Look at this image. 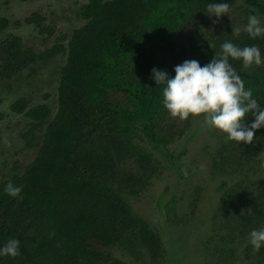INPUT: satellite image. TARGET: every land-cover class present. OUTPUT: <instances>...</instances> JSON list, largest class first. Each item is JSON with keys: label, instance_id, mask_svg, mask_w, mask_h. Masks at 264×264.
<instances>
[{"label": "trees", "instance_id": "trees-1", "mask_svg": "<svg viewBox=\"0 0 264 264\" xmlns=\"http://www.w3.org/2000/svg\"><path fill=\"white\" fill-rule=\"evenodd\" d=\"M213 2L229 3L227 15L209 18ZM78 3L65 31L43 13L26 19L43 50L16 34L0 41L2 89L42 67H52L56 79L44 102H13L21 131L8 145L0 134V242L21 241V254L0 264H171L177 249L138 206L154 197L157 181L164 186L154 206L168 227L197 234L199 260L185 251L186 264H264V248L250 244L251 231L264 227V128L244 144L227 141L202 117L174 119L151 77L153 68L174 76L185 60L203 66L226 41L258 45L264 57V38L244 31L249 15L264 23V0ZM9 26L0 17V34ZM230 63L264 106V64ZM196 135L204 142L194 148ZM8 182L23 186L22 199L3 193Z\"/></svg>", "mask_w": 264, "mask_h": 264}, {"label": "clouds", "instance_id": "clouds-1", "mask_svg": "<svg viewBox=\"0 0 264 264\" xmlns=\"http://www.w3.org/2000/svg\"><path fill=\"white\" fill-rule=\"evenodd\" d=\"M13 1L20 3L19 0ZM0 2H3L5 9L11 8L9 0ZM229 9L230 5L227 2H213L207 4L205 13L209 18L219 19L227 15ZM23 25L27 24L23 22ZM5 31L0 34V41L4 38ZM58 31L63 30L58 29ZM239 31L234 29L236 34ZM244 31L251 39L264 38V23L258 15H249ZM220 48L219 57L214 55L210 62L203 66L198 60H185L175 66L174 76L167 71L153 68L151 77L158 86H162V103L172 118L187 120L190 115L202 117L205 126L226 134L227 141L252 144L256 132L264 128V106H261L254 97L251 88L246 89L244 79L232 66L230 59L242 60L243 67L248 68L252 65L264 64V57L258 45L240 47L231 41H226L220 45ZM55 64L61 65L62 62L57 61ZM58 70L59 67L57 72ZM13 82L15 85L18 78ZM9 90L11 91L12 88ZM249 116L254 119L246 123ZM22 192L23 186L12 182H8L3 188V193L12 198L22 199ZM20 244L21 241L17 238L0 242V257L19 256ZM250 244L256 252L264 248V227L251 231Z\"/></svg>", "mask_w": 264, "mask_h": 264}, {"label": "rangeland", "instance_id": "rangeland-1", "mask_svg": "<svg viewBox=\"0 0 264 264\" xmlns=\"http://www.w3.org/2000/svg\"><path fill=\"white\" fill-rule=\"evenodd\" d=\"M4 2H8L5 0H0ZM11 2V8L5 9L3 6V2H0V16L8 18L10 20V27L6 29L3 33L4 38L7 36L6 34H16L19 35L24 43L27 46L34 47L37 50H43V41L42 37L39 36V33L32 27L23 25L22 27L14 26L17 22L26 23V19L33 13H43V15L47 16L49 19L55 21L57 29L63 30L66 27L72 25L70 22V16L75 8L77 2L79 5H82L86 2V0H34L32 2L22 3V2H14L13 0H9ZM3 38V39H4ZM2 39V40H3ZM57 72V69H56ZM28 73L31 77L28 78ZM24 73L18 78V82L12 83V90L7 91L0 87V113L4 114L3 120L0 121V134L3 136V143L8 145L9 137L15 136L14 131L17 129L21 131V127L17 126V124L22 121V116L14 114L10 111L9 107L11 103L16 99L23 96H30L32 98L37 96V100L44 102L43 95L46 93H50L53 91L54 85L56 84L55 73L52 67L48 68H37L34 73ZM57 80L59 79L58 74L56 73ZM40 90V91H39ZM39 91V92H38ZM17 126V127H16ZM204 142L203 138L199 135L194 137L192 146L196 148ZM10 149V148H8ZM14 149H11V153L6 155L9 158L12 155ZM4 154L2 150H0V166L1 161L4 159ZM196 182H193V185L198 186V180L195 179ZM203 184V182H201ZM164 186L161 181H157L155 185L156 193L154 197L142 198L138 201V206L141 207V212L144 216L150 218V221L164 233L166 237H168L170 243L173 248H176L179 253L177 256L172 257L171 264H186L185 261V251L191 253V255H195L194 251L196 248L193 245V242L196 240H192V236L196 238L197 234L192 233V236H185L183 231L175 232L168 227L167 221L162 214L155 209V201L157 198L159 190ZM212 190L213 188L210 187ZM182 206L184 205L183 211L187 209L188 202L191 198V192L188 191L185 195H183ZM201 218L197 219V223L200 222ZM171 231V233H170ZM171 236V238H170ZM168 241V243H169ZM194 260H199L198 254L193 257Z\"/></svg>", "mask_w": 264, "mask_h": 264}]
</instances>
